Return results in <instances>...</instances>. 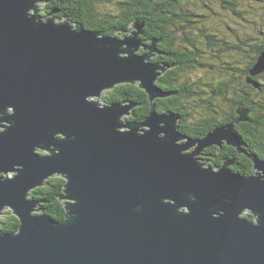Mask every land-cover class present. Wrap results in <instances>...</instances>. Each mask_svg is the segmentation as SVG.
<instances>
[{
    "label": "water",
    "instance_id": "water-1",
    "mask_svg": "<svg viewBox=\"0 0 264 264\" xmlns=\"http://www.w3.org/2000/svg\"><path fill=\"white\" fill-rule=\"evenodd\" d=\"M35 3L0 0V213L19 223L0 233V264H264V160L246 155L243 176L197 159L211 145L241 152L234 125L249 110L185 137L176 115L156 111L171 95L156 85L168 67L151 61L144 23L102 36L41 19ZM263 72L264 47L247 82ZM121 84L148 96L141 122L126 120L134 103L98 104ZM52 177L65 179L62 222L35 214L30 197Z\"/></svg>",
    "mask_w": 264,
    "mask_h": 264
},
{
    "label": "trees",
    "instance_id": "trees-1",
    "mask_svg": "<svg viewBox=\"0 0 264 264\" xmlns=\"http://www.w3.org/2000/svg\"><path fill=\"white\" fill-rule=\"evenodd\" d=\"M221 1L229 5L231 9L235 6V4L233 6L230 5L228 0ZM85 2L88 19L83 22L86 23L80 24V22L74 20L71 23L68 22L70 25L74 26L78 23L83 29L91 32H100L102 36L123 37L122 33L126 34L130 28L129 26L134 21H140L144 23L142 32L147 42H149L147 45L153 40L157 41L155 46L157 48L156 53L159 56L152 58L151 61L163 64L168 68L165 73L159 76L156 85L164 91L171 93L167 98L155 100L157 112L174 114L179 118L185 119L187 117L186 114H189V107L185 106L187 101L193 98L200 100L203 94L200 88L205 87L210 91L212 100L220 99L214 103L208 100L205 101L206 106L212 111L216 110L218 112L221 109V103L226 106L225 113L235 112V107L238 105L249 110L251 123L252 125L253 123H257L256 129L258 133L256 135L252 134L251 139L246 140L242 138L239 141L243 146L248 144L251 148L249 150L251 153H257L260 158H264V149L259 148L260 139L264 140V87L259 90L258 88L247 89V92H243L239 90L240 85H242L241 79L236 80L238 78L237 75L242 70H244L245 74H249L251 67L264 47V38L259 46L257 45L252 49L251 54L246 53L243 55L242 61L232 63L231 60L226 58L227 53H232L231 47L228 48L229 44H227V41L224 38H218L213 28H202L203 24L201 25L202 22L200 20L203 19L204 15L197 13L199 2L197 3L195 0H130L120 3L116 9V13L105 16L101 15V18L97 16L95 11L97 0H85ZM204 9L209 11L210 7L204 6ZM231 11H235V15L242 17L241 12L239 13L234 9ZM197 36L209 42V45L205 43V47L208 46L209 55H204L205 51L200 52L198 44H201V41H199ZM252 39V37L246 38L239 44L236 43L232 49L234 52L240 50L241 52H246V48L251 45ZM237 40L238 37H236V42ZM200 53L204 56H200ZM226 64L233 66L237 74L231 98L226 93L227 84L224 85L227 80L220 79L221 73L216 72V69L211 72L214 76L210 79L217 80L213 86L206 83L208 79L201 78L198 81L192 82L189 78L190 74L200 72L199 70L203 68L210 69V66L215 67L216 65H224L225 67ZM245 65L246 68H243ZM243 85L246 86V81H243ZM108 91L103 98L98 99L100 106L123 101L134 103L136 107L133 109L131 117L126 120L135 122H141L149 114V98L137 85H117ZM243 93L246 94L244 97ZM181 126V130L187 127L184 124H181ZM211 128L212 126L207 127L206 131L202 132V134H197L195 138L200 139L204 137L206 133L212 130ZM238 133L239 135L242 134L241 131H238ZM186 134L191 135V133ZM243 160L246 162L245 168L238 167L233 171L243 176H248L252 173L251 162L246 158ZM64 184L65 179L52 177L45 182L44 186L31 191L30 195L31 198L39 203L38 208L40 209V213L56 222H62L65 218L63 201H59ZM244 216L249 221L253 219L248 214ZM18 227L19 223L16 217L10 212L9 216L1 221L0 233L14 234L17 232Z\"/></svg>",
    "mask_w": 264,
    "mask_h": 264
},
{
    "label": "flooded vegetation",
    "instance_id": "flooded-vegetation-1",
    "mask_svg": "<svg viewBox=\"0 0 264 264\" xmlns=\"http://www.w3.org/2000/svg\"><path fill=\"white\" fill-rule=\"evenodd\" d=\"M41 1L45 2V8L43 12L38 15L41 19H51L54 22L59 21V23L60 22L61 23L62 22L71 23V21L76 20V22H80V24L86 23L83 21L88 19V13H87V10L85 9L86 7L85 0H41ZM75 14H77V16H75ZM122 35L124 34L122 33ZM140 40H142V42L146 45L147 43H149L147 42L146 38L143 36V32H142V35L140 36ZM228 43H231V42L229 41ZM228 48H230V46ZM147 52H143V54ZM156 52H157V48H156ZM156 52L154 54L159 56ZM243 68H246V65ZM210 69L212 71L216 69V72L221 73L220 79L227 80L224 83V85L227 84L226 93H227V96L231 98L233 96V89L235 85L234 80L237 75L234 71V67L226 64L225 67L224 65H216L215 67L210 66ZM237 76L238 78L236 80L241 79L242 81V85L239 84L240 91L247 92V89L250 90V89L258 88L259 90L262 87H264V73L259 75L258 77L252 78L254 82L253 85L247 82V80L250 79V76L248 73L245 74L244 70H242V72ZM243 81L244 82L246 81V86L243 85ZM242 95L244 97L246 94L243 93ZM204 107H205V111L201 113H195L192 111L191 108H189V114L188 113L186 114L187 117L185 119H183L182 117L180 118L178 117L177 126H178L179 132L182 135H184L185 137L191 138V139H196L195 136L197 134H202V132L206 131L207 127L209 126H212L211 129L213 130L216 127H220L226 124L233 123L237 119V115L235 114V112L221 113L220 110L218 112H216V110L212 111L206 105ZM194 109H195V106H194ZM251 122L252 121L250 120V117L248 115V118L245 122L236 123L234 125V131L236 132L239 140H242V138H245L246 140L251 139L252 134L256 135L258 133V130L256 129L257 123L255 124L253 123L252 125ZM181 124H184L187 127L184 130H181L182 128ZM238 131H241L242 134L239 135ZM186 133H191V135H188ZM241 145L242 144L240 142L241 152H238V150H236L234 147L228 146L225 143L222 144L221 147L216 146V145H211L203 149L200 155H198L197 159L199 160L200 163H203L205 167L211 168L213 170H218L224 162L230 163L228 168L232 171L238 167L245 168L246 162L243 159L244 158L248 159L246 157V154L251 155L255 153H251L249 151L251 150V148L248 144L244 146L243 145L241 146ZM259 148L264 149V140L262 139H260ZM255 155L260 160H264V158H260V156L257 153ZM248 160L251 162L250 164L252 167V161L250 159Z\"/></svg>",
    "mask_w": 264,
    "mask_h": 264
},
{
    "label": "rangeland",
    "instance_id": "rangeland-1",
    "mask_svg": "<svg viewBox=\"0 0 264 264\" xmlns=\"http://www.w3.org/2000/svg\"><path fill=\"white\" fill-rule=\"evenodd\" d=\"M127 1L130 0H97V2L95 3V11L97 13V16L101 18L102 16L105 15H112L113 13H116V9L120 3ZM195 1L197 3L199 2V9L197 10V13L204 15L203 19L200 20V22H202L201 25L203 24L202 28L204 29L207 28L209 29V27L211 29L213 28L216 31L218 38H224L227 41V44H229V46L231 47L232 53H227L226 58L231 60L232 63H237L238 61H242L243 55H245L246 53L251 54L252 49L255 48L257 45L259 46L261 44V41L264 38V0H228L230 5L233 6V4H235V6H233L232 9L238 11L239 13L241 12L242 17L235 15V11L234 12L231 11L232 10L231 7H229V5L225 4L221 0H195ZM204 6H209L210 10L207 11L208 8L204 9ZM44 8H45V2L41 0H36L35 3L36 12L32 11L31 14L37 13V15H39L43 12ZM126 35L128 34L124 33L123 38ZM236 37H238L237 42H236ZM251 37L253 38V40L251 42V45L246 48V52L245 51L241 52V50L238 52H234L232 47L236 43L239 44L242 40ZM118 38L122 39V37H118ZM198 38L199 41H201V44H198V48L200 52L202 53L203 51H205L204 55L206 56L209 55V50L207 49L208 46L205 47V43L209 45V42L205 41L204 39H201V37ZM229 41H233V42L228 43ZM141 52H145L142 49V47L139 49L140 54ZM201 53L200 56H204ZM199 71L200 72H196L194 74L189 75V78L192 82L204 78V79H208L206 83H209L211 86H213V84L216 83L217 80L210 79L214 76L213 73H211L212 72L211 69L203 68ZM200 89L202 90L203 93L200 100L193 98L188 100L186 105L184 104L187 108L188 107L191 108L192 111L195 113H201L205 111L204 106L206 105L205 104L206 100L212 101L213 103L216 102V100H220V99L212 100L210 97L211 96L210 91L207 88L201 87ZM108 92L109 91L104 92V94L101 97L103 98V96L106 95ZM193 105L195 106V109ZM220 107H221L220 112L225 113L226 106L223 103H221ZM40 153L43 154V152ZM11 176L12 174L7 175V177H11ZM10 212L11 210L5 209L0 213V226H1V221L6 219L9 216ZM39 213L40 212H35V214H39Z\"/></svg>",
    "mask_w": 264,
    "mask_h": 264
},
{
    "label": "bare ground",
    "instance_id": "bare-ground-1",
    "mask_svg": "<svg viewBox=\"0 0 264 264\" xmlns=\"http://www.w3.org/2000/svg\"><path fill=\"white\" fill-rule=\"evenodd\" d=\"M237 136V135H236ZM238 138V137H237ZM238 141H239V139H238ZM240 142V141H239ZM242 146V145H241ZM247 155V154H246ZM214 168V167H213ZM31 197V196H30Z\"/></svg>",
    "mask_w": 264,
    "mask_h": 264
}]
</instances>
